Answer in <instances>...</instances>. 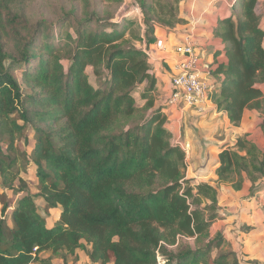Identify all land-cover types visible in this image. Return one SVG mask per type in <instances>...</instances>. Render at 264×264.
I'll use <instances>...</instances> for the list:
<instances>
[{
	"label": "trees",
	"instance_id": "16d2710c",
	"mask_svg": "<svg viewBox=\"0 0 264 264\" xmlns=\"http://www.w3.org/2000/svg\"><path fill=\"white\" fill-rule=\"evenodd\" d=\"M117 1L124 13L99 14L79 0V16L72 10L29 23L28 0H0V264L76 259L84 246L94 264H241L235 243L213 233L224 220L219 191H241L247 181V202L264 190L256 185L264 149L243 133L219 147L214 183L184 180L186 156L155 103L142 47L188 23L179 9L187 0ZM258 1L234 0L211 31L226 58L213 72L219 83L211 101L233 127L264 109ZM257 129L264 132V121ZM28 165L34 196L20 177ZM7 191L24 195L12 205ZM34 197L59 209L53 225ZM254 231L242 226V240Z\"/></svg>",
	"mask_w": 264,
	"mask_h": 264
},
{
	"label": "rangeland",
	"instance_id": "374dc122",
	"mask_svg": "<svg viewBox=\"0 0 264 264\" xmlns=\"http://www.w3.org/2000/svg\"><path fill=\"white\" fill-rule=\"evenodd\" d=\"M90 2V10H94L99 12V14H102L103 12H114L115 15H118L119 13H124L127 9V5L123 1L122 3L118 2L117 0H89ZM218 2V1H216ZM221 3L218 2V6ZM262 5V6H261ZM264 0L258 1V6L263 7ZM261 9V8H260ZM74 10L78 16L82 12L83 7L81 2L79 0H28L26 3L25 9H24V16L27 21H30L29 23H35L37 21L43 20L48 22H55L58 20L62 15L68 13L69 11ZM263 11V10H262ZM188 23L185 25L187 26ZM182 26L181 28L185 27ZM207 53L209 54L210 51L207 49ZM89 74V81L92 85H95L94 77L91 73V70H87ZM262 91L264 92V88L261 87ZM138 92V91H137ZM135 98L137 101H139V96L136 93ZM257 114V127L262 124L264 121V109L261 112H255ZM210 116V115H209ZM207 114L204 116H195L190 119L189 122L183 124L181 123L180 129H175V136L180 137L183 139H186L189 137V139L193 141H198L199 138L197 135L207 134V131L211 130V134H213L214 139L217 142L224 141L228 135V138H230V134H225L223 127L215 128L213 124L209 123L206 124L207 119L209 118ZM212 125V126H210ZM254 124H252V121L250 119L249 125L247 126V129H252ZM257 132L252 134L253 141H255L258 146H260L262 149H264V132L261 130H258L256 128ZM243 134L240 133V135ZM237 136V135H236ZM174 138V140L176 139ZM235 141V140H234ZM233 142H226L228 145L234 143ZM223 143V144H226ZM222 144V145H223ZM27 151H30L32 148V142L30 141L27 147H23ZM21 146V149H23ZM199 149H195V155L193 156L191 160V155L188 160V164H192L191 171L194 175L193 178L188 179L190 181V185L192 187H196L200 184H207V183H214L216 181L217 177L214 175L215 170V161L213 157H208L207 161H204V159L201 161L202 158L199 156ZM216 152V151H215ZM211 153V152H210ZM214 154V152H213ZM241 154H245V152H242ZM20 164H22L20 162ZM195 164V165H194ZM190 171V170H189ZM213 171V172H212ZM184 179H186V169L184 171ZM21 179L24 181L26 185V192L30 194L31 196L36 195V178H35V172L34 167L28 165L25 167V170H23L20 173ZM264 185V179L257 181L256 185L258 184ZM17 185V183H16ZM214 185V184H213ZM251 184L247 181H244L242 183V189L241 191H232L230 188H220V202L218 203V211L219 213L224 217V223H222L223 226H221V230L219 231L217 228L213 231V233L218 234L219 232H223L224 237L226 240H230L235 243L237 248V253L239 260L241 264H256L257 260H252L253 258L250 255H253L255 253H260L261 258L263 259L264 264V204L263 206H258L257 202H260L261 195L264 193V190L262 189L259 194L248 200L247 202L244 200V196L247 193L246 188L250 187ZM249 189V188H248ZM231 192V195L229 196L234 199L232 201L227 200L228 193ZM0 193H2V190H0ZM4 195V194H3ZM8 201L15 205L17 200L24 195V193H18L14 194L11 192L5 193ZM3 198L0 197V204L2 203ZM38 212L42 217L46 219L47 225L51 226L55 223V221L58 220L59 216V209L57 210H48L45 207V203L37 197H34L33 199ZM256 203L257 210L259 209L258 213L256 212L255 215L252 213V208L246 207V204H249L251 206L252 204ZM260 213V214H259ZM259 214L258 219L255 217ZM256 221L257 225L260 226L263 229V232L261 231L259 234L256 235H250L248 236V239L243 242L242 240V233L241 229L242 226L250 227L251 224H254ZM215 234V235H216ZM246 238V236L244 237ZM183 242L188 243L190 245L193 244L192 240H183ZM248 245L247 248H245L243 245ZM263 248V250H261ZM88 252L89 247L84 246L83 249L77 251V258H66L65 260H61L59 256H51L50 253L42 254L41 256L44 258H48L51 256V262L52 264H94L92 263L88 258Z\"/></svg>",
	"mask_w": 264,
	"mask_h": 264
},
{
	"label": "crops",
	"instance_id": "0c3cea01",
	"mask_svg": "<svg viewBox=\"0 0 264 264\" xmlns=\"http://www.w3.org/2000/svg\"><path fill=\"white\" fill-rule=\"evenodd\" d=\"M221 4L218 6V2ZM234 0H187L180 4V15L183 16L187 21H191L192 19H197L201 17V22L198 26V36L203 40V42L206 43L207 49H209L210 53L206 57V62L213 65V68L216 69V67L219 64H225L226 58L221 53V50L223 48L222 43L219 40L213 39L211 31L212 28L215 26L216 22L224 17V15L227 13V11L230 9L232 2ZM262 6V5H261ZM259 6L261 8V11L264 10L263 7ZM264 14V12H263ZM262 23L264 26V17L262 19ZM183 28H179L178 31H180ZM178 31H176L178 33ZM176 32H170V33H156V39H162L164 42V49L159 50L155 47L152 48V55L151 59L153 61V65L151 70L153 69V74L156 79V85L154 89V96L156 98V105L163 106V113L167 117V128L173 135L172 143H174L175 136V129H180L181 123L185 124L190 121L191 118L195 116H200L199 113L195 112L194 110H182L175 107H167L165 106V102L169 96V86H170V77L172 75V68L174 65V58L175 55L172 51V47L176 43V39L181 35V32L179 33V36ZM263 47H264V40H263ZM145 87V84L142 85L141 89ZM207 114L209 118L207 119L206 124L209 123L213 124L215 128L223 127L225 134H230V138H228V135L224 141L217 142L213 134H211V130L207 131V134L197 135L199 138L198 141H193L187 137L186 139H182L180 135L176 138H179V140L189 146L188 154L186 155V179L193 178V174L191 171L192 164H188V160L191 155V160L193 156L195 155V149H199V156L201 161L204 159V161L208 160V157H213L215 161L214 167L218 165V153H219V147L226 142H233L240 133H256L258 120L256 118L257 114L255 112L246 114L240 125L238 127H233L230 122L225 117L224 113L221 111H218L216 109V106L212 103L210 107H208L201 116H204ZM250 119L252 121V124L254 126L252 129H247V126L249 125ZM212 126V125H210ZM237 135V136H236ZM216 151V152H215ZM211 152V153H210ZM214 152V154H213ZM195 165V164H194ZM190 170V171H189ZM213 172V171H212ZM249 187L246 188L248 190ZM260 202H257L258 206H263L264 204V193L261 195ZM232 201L234 197L232 198L227 197V200ZM246 207L252 208V213L255 215V213L259 211L257 210L256 203L249 206V204H246ZM260 214V213H259ZM259 214L255 217L258 219ZM222 223L224 221H221L220 224H218V229H221ZM250 227H253L255 231L249 235L246 236V238L243 240L245 242L248 239V236L250 235H256L259 234L261 231L263 232V229L257 225L256 221L254 224H251ZM245 248L248 247L245 244L243 245ZM263 250V248L261 249ZM253 259L257 260L256 264H263V259L261 258L260 253H255L253 255H250Z\"/></svg>",
	"mask_w": 264,
	"mask_h": 264
},
{
	"label": "built area",
	"instance_id": "2783aa9c",
	"mask_svg": "<svg viewBox=\"0 0 264 264\" xmlns=\"http://www.w3.org/2000/svg\"><path fill=\"white\" fill-rule=\"evenodd\" d=\"M200 22L201 17L192 19L188 21L187 26L176 32L178 36L181 32V35L172 47L175 58L170 77V92L165 106L194 110L201 115L212 104L211 96L219 82L213 76L215 70L213 65L205 60L208 55L207 45L198 36ZM153 47L163 50L165 47L163 40L157 39ZM142 50L147 55L151 68L154 67L151 59L152 48L147 50L143 46ZM174 144L184 151L185 156L188 154L189 146L182 143L179 138L174 140Z\"/></svg>",
	"mask_w": 264,
	"mask_h": 264
}]
</instances>
